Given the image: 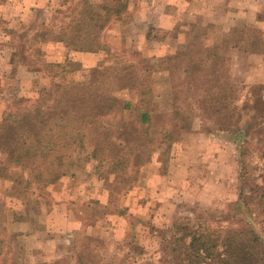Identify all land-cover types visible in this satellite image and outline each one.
Here are the masks:
<instances>
[{
    "label": "rangeland",
    "instance_id": "374dc122",
    "mask_svg": "<svg viewBox=\"0 0 264 264\" xmlns=\"http://www.w3.org/2000/svg\"><path fill=\"white\" fill-rule=\"evenodd\" d=\"M88 1L102 21L104 6L124 10L121 19L110 21H122L117 34L105 32L108 23L100 35L104 48L89 56L115 79L109 82L121 103L151 102L153 124L142 158L159 174L145 170L140 179V159L129 171L114 172L83 156L44 187L19 168L0 166V264H128L131 246L148 255L158 252L179 220L186 234L223 225L252 226L264 236V216L245 209L236 213L239 223H219L217 212L207 211L239 200V147L251 116L264 133V0ZM24 2L0 0V121L17 102L35 100L55 84L89 82L95 68L83 67L80 60L93 52L78 49L92 33L80 19L85 0H42L33 7ZM52 40L72 56L62 48L44 53L40 43ZM253 52L262 54L253 57ZM49 55L67 62L46 68ZM52 72L57 77L51 79ZM226 81L245 88L231 94L226 121L215 114L206 119L205 105H196L197 99L206 86ZM171 116H179L182 125L171 128L168 141L163 126ZM136 169L138 179L125 181ZM252 170L263 185L260 152L252 154ZM131 256L132 262L140 259L138 253Z\"/></svg>",
    "mask_w": 264,
    "mask_h": 264
},
{
    "label": "trees",
    "instance_id": "16d2710c",
    "mask_svg": "<svg viewBox=\"0 0 264 264\" xmlns=\"http://www.w3.org/2000/svg\"><path fill=\"white\" fill-rule=\"evenodd\" d=\"M102 9L105 12L104 21L100 14L94 12L88 0L84 2L81 23L92 33H88L78 47L82 52L94 53L103 49L101 33L112 19H121L124 12L117 7L104 6ZM63 41L69 45L68 40ZM244 42L245 38L241 43ZM260 54L252 53L253 57ZM64 63L50 62L44 67L63 68ZM99 69L98 63L89 82L72 85L58 83L35 100L17 102L16 110L10 111L0 121V154L4 156L0 166L19 168L28 174L30 181L46 187L65 176L67 169L81 162L83 156L90 161L108 164L114 172L129 171L137 159L142 161L140 166L148 163L142 157H145L148 147L143 143L148 139L153 124L151 102L138 99L134 105L121 103L114 95L115 88L110 86L115 79ZM51 75V79L57 77V73L52 72ZM107 85L109 88H106ZM244 88V83L230 85L227 81L217 83L216 87L206 86L205 95L200 97V101L197 99L199 103L196 105L201 107L204 103L206 119L213 118L215 114L226 121L231 94H240ZM148 92L146 90L145 93ZM248 94L252 98L254 90L250 89ZM240 108L239 104L236 105L235 111ZM110 116H119L120 119L113 123L107 119ZM251 119L243 130L239 147V200L220 203L216 209L207 210L217 212L214 216L219 223H239V211L245 209L257 217L264 216V184L258 183L252 170V154L260 152L261 159H264V133L256 130L257 117L251 116ZM178 121L179 116H171L163 126L168 141L171 139V128H181L182 124ZM116 136L118 139H114ZM138 176L139 170L136 169L124 180L132 182ZM229 218L232 220H227ZM183 223L179 220L173 224L172 235L162 238L160 250L154 254L148 255L144 249L131 246L128 264H264V236H260L252 226L233 230L218 225L210 233L194 231L186 234ZM188 237L190 240H187ZM132 253H138L140 259L132 262ZM113 264L119 262L114 261Z\"/></svg>",
    "mask_w": 264,
    "mask_h": 264
},
{
    "label": "crops",
    "instance_id": "0c3cea01",
    "mask_svg": "<svg viewBox=\"0 0 264 264\" xmlns=\"http://www.w3.org/2000/svg\"><path fill=\"white\" fill-rule=\"evenodd\" d=\"M24 1H25L24 2L25 5H28L29 7H33V6H36V4L38 5L39 2L42 1V0H24ZM121 22H122L121 20H114V21H112L108 25V27L106 28L105 32H107L108 30H111L112 29V31L117 34V31L120 30ZM40 47L43 49V52H44L45 49H50V48H55V49L56 48H62L64 51L67 50L66 47L63 45L62 42L56 41V40L55 41L52 40V41L41 42L40 43ZM67 52L70 54V51L67 50ZM71 52H74L73 54H75V55H79V54L82 55L83 54V53H80L78 51H71ZM83 55H82V57L79 56L80 57V60L82 61L81 64H82L83 67H89V66L90 67H94V66H96L98 64V59L97 58L96 59L94 58V61H93V57H90L89 56V55L97 56L98 55V52H96V53H87L86 54V55H88L87 57H86L85 54H83ZM46 57H48L49 62H52V63H62L63 60H64V59L63 60L62 59L61 60H55V59H57L56 56H50L49 55V56H46ZM155 167H157V166H155V164L142 166V168L140 170V179H141V177H144L143 174H145V170H151V171H153V174H157V173L159 174V170L157 171L156 170L157 168H155ZM23 226L24 225H20L21 228H23Z\"/></svg>",
    "mask_w": 264,
    "mask_h": 264
}]
</instances>
